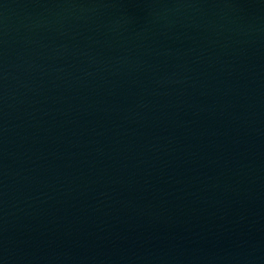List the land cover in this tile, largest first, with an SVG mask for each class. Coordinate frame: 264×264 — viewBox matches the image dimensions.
I'll list each match as a JSON object with an SVG mask.
<instances>
[{"label":"water","instance_id":"1","mask_svg":"<svg viewBox=\"0 0 264 264\" xmlns=\"http://www.w3.org/2000/svg\"><path fill=\"white\" fill-rule=\"evenodd\" d=\"M0 264H264V0H0Z\"/></svg>","mask_w":264,"mask_h":264}]
</instances>
